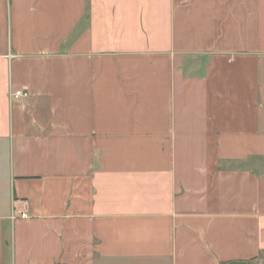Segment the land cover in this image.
I'll list each match as a JSON object with an SVG mask.
<instances>
[{"label": "crops", "instance_id": "obj_1", "mask_svg": "<svg viewBox=\"0 0 264 264\" xmlns=\"http://www.w3.org/2000/svg\"><path fill=\"white\" fill-rule=\"evenodd\" d=\"M10 260L264 264V0H0Z\"/></svg>", "mask_w": 264, "mask_h": 264}, {"label": "built area", "instance_id": "obj_2", "mask_svg": "<svg viewBox=\"0 0 264 264\" xmlns=\"http://www.w3.org/2000/svg\"><path fill=\"white\" fill-rule=\"evenodd\" d=\"M30 94L23 89H11L9 93L10 100H20L28 98Z\"/></svg>", "mask_w": 264, "mask_h": 264}, {"label": "water", "instance_id": "obj_3", "mask_svg": "<svg viewBox=\"0 0 264 264\" xmlns=\"http://www.w3.org/2000/svg\"><path fill=\"white\" fill-rule=\"evenodd\" d=\"M231 264H247V263H231Z\"/></svg>", "mask_w": 264, "mask_h": 264}, {"label": "rangeland", "instance_id": "obj_4", "mask_svg": "<svg viewBox=\"0 0 264 264\" xmlns=\"http://www.w3.org/2000/svg\"><path fill=\"white\" fill-rule=\"evenodd\" d=\"M9 263H11V260H10V262H8L7 264H9Z\"/></svg>", "mask_w": 264, "mask_h": 264}]
</instances>
